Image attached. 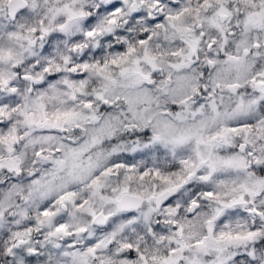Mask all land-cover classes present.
Returning <instances> with one entry per match:
<instances>
[{
    "label": "clouds",
    "instance_id": "9594fccd",
    "mask_svg": "<svg viewBox=\"0 0 264 264\" xmlns=\"http://www.w3.org/2000/svg\"><path fill=\"white\" fill-rule=\"evenodd\" d=\"M0 264H264V0H0Z\"/></svg>",
    "mask_w": 264,
    "mask_h": 264
},
{
    "label": "snow or ice",
    "instance_id": "6c2138e0",
    "mask_svg": "<svg viewBox=\"0 0 264 264\" xmlns=\"http://www.w3.org/2000/svg\"><path fill=\"white\" fill-rule=\"evenodd\" d=\"M59 119H60V117L58 116L57 120H59ZM208 195H209V197H211L212 194L208 193ZM44 215L47 216V215H49V213L45 212ZM58 231H64V229L63 228H59ZM222 239H223V237H222ZM229 239H231V237H229ZM237 239H239V237H237Z\"/></svg>",
    "mask_w": 264,
    "mask_h": 264
}]
</instances>
